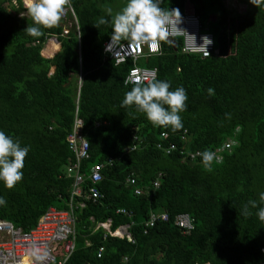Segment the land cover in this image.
Masks as SVG:
<instances>
[{"label":"trees","instance_id":"trees-1","mask_svg":"<svg viewBox=\"0 0 264 264\" xmlns=\"http://www.w3.org/2000/svg\"><path fill=\"white\" fill-rule=\"evenodd\" d=\"M234 2L239 12L224 0H162L165 10L198 16L215 38L208 58L182 53V39L175 40L176 51L162 40L161 55L140 63L156 68L170 90H186L183 128L173 130L154 127L135 106H121L134 86L124 83L132 64L116 66L103 46L126 0H72L68 34V18H61L40 37L25 31L33 22L22 0H0V130L30 148L22 180L11 189L0 182V219L29 231L50 208L69 210L77 173L68 166L79 163L84 184L74 202L76 248L69 264H264V222L249 205L264 206V0ZM100 18L109 23L99 24ZM53 37L61 51L47 59L41 53ZM76 115L89 145L81 161L67 142ZM159 144L177 150L166 154ZM182 150L220 152L222 162L208 170L200 160H184ZM100 163L101 197L87 199L91 169ZM129 178L136 185H127ZM152 213L169 220L147 227ZM183 213L195 220L190 234L175 224ZM108 220L111 232L131 225L133 241L103 227L93 231Z\"/></svg>","mask_w":264,"mask_h":264},{"label":"built area","instance_id":"built-area-1","mask_svg":"<svg viewBox=\"0 0 264 264\" xmlns=\"http://www.w3.org/2000/svg\"><path fill=\"white\" fill-rule=\"evenodd\" d=\"M240 11V10H239ZM237 11V12H239ZM70 14L75 17L72 0L66 5L62 19H67ZM182 23L180 28L186 30H177L175 26L170 27V36L166 40L182 39V53L200 55L202 58L210 57L215 51V38L213 34L208 31L207 28H203L198 16L193 14L181 15ZM176 24H179V16L173 17ZM65 34H68V30L65 29ZM79 35V34H78ZM208 35L213 40V43L207 47L208 42L200 39L201 37ZM57 42V38L53 37ZM111 39V38H110ZM108 39L104 43V54L111 59L116 66L131 63L132 67L129 69L125 78V85H134L132 80L140 77L142 84L151 82V78L157 79L158 70L156 68L142 67L139 65L143 59H149L152 56H159L162 53L161 41L156 49H152L148 45H134L129 44L128 41H119L110 47L106 51V46L110 43ZM202 45V46H201ZM209 53H208V52ZM83 120L76 115L72 132L67 138L70 148L76 153L77 160L81 161L89 157V145L86 138L83 136ZM161 137L167 138V133H162ZM185 137H182L184 140ZM137 142V139H134ZM231 143L225 144L226 148L231 147ZM158 149L165 150L166 154H170L177 150V147L172 144L169 147H164L159 144ZM201 151L185 152L181 151L184 155V160L190 159L191 161L200 160L199 155ZM219 153H216L219 156ZM80 164L68 166V173H77L74 175L75 182L73 184V191L71 196V206L69 210L60 211L55 208H50L45 212L36 226L29 231H25L20 227H16L12 222L0 219V264H69V260L72 257L75 248V210L77 206L75 197L82 196V185L84 184V175L79 174ZM104 164H96L92 167L90 172L91 186L87 191V199L96 200L101 197L97 184L102 181V171ZM127 185H136L135 178L127 179ZM154 187H158V182H154ZM134 193L138 196L142 195L144 191L139 188H135ZM79 206L84 207V203L80 202ZM119 213L132 216V212L119 209ZM167 221L169 217L166 213L154 214L152 213L149 220L146 223L147 227H153L159 220ZM175 224L179 227L184 234H190L195 229L194 218L183 213L176 217ZM107 228V231L111 236L119 238H127L132 242V237L129 232L131 225H122L114 232L110 231L109 224H101L99 228ZM89 245V244H88ZM104 253V247H100L97 250V257L101 258ZM125 261L127 258L124 259Z\"/></svg>","mask_w":264,"mask_h":264},{"label":"clouds","instance_id":"clouds-1","mask_svg":"<svg viewBox=\"0 0 264 264\" xmlns=\"http://www.w3.org/2000/svg\"><path fill=\"white\" fill-rule=\"evenodd\" d=\"M69 2L70 0H30L25 15L31 17L33 24L28 25L25 31L33 37L42 36L44 34L42 28H52L58 24ZM161 3L162 0H126L120 11L112 16L111 39L105 50L108 51L121 40H126L129 44L148 45L156 49L160 41L169 38V26L186 31L179 27L182 23L179 9L165 10L161 7ZM107 12L111 15L112 9H107ZM176 15L179 16V24H176L173 19ZM106 23L109 21L104 18L99 19V24ZM200 39L203 41L202 45L205 40L208 42L207 47L213 43L208 35ZM132 83L134 86L125 93L121 102L122 107L135 106L137 111L145 114L154 127L170 126L173 130L183 128L180 113L186 110L188 99L183 87L170 90L171 84L168 81L156 79L154 75L150 83L142 84L140 77L133 79ZM207 93L209 96L214 95V89L209 88ZM29 151L28 146H22L18 140H14L12 136L0 130V182L4 187L11 189L22 180L24 160ZM199 155L202 164L208 170H211L213 162H222V157L211 150H205ZM259 201L264 203V192L260 193ZM4 202L0 197V205ZM249 205L252 208H258L256 215L260 221L264 222V206H258L256 201H249ZM241 214L245 216L249 214L248 205H245ZM104 229L107 230L106 227Z\"/></svg>","mask_w":264,"mask_h":264},{"label":"rangeland","instance_id":"rangeland-1","mask_svg":"<svg viewBox=\"0 0 264 264\" xmlns=\"http://www.w3.org/2000/svg\"><path fill=\"white\" fill-rule=\"evenodd\" d=\"M224 1L228 5H231V7H233L236 11H239L240 10L239 8H236L238 6L235 5L236 3L234 2V0H224ZM22 2H23L24 7L28 9V6H27L26 2L24 0H22ZM242 9L244 11L245 8L242 6ZM211 17H212L213 20H215V15L214 16H211ZM63 22H64V26H65L66 30H70V28L73 25V22L69 18H68V20L63 21ZM52 42L58 44V48H59V50L55 53V56H56L57 53H59V51H61V44L59 42H57L54 38L49 39L47 41V43L45 44V47H44V49L42 50V53H41V55L43 57L47 58V59H52L53 58V57H49L50 56L49 53L52 51V45H53ZM53 70L54 69H52V72H53Z\"/></svg>","mask_w":264,"mask_h":264},{"label":"bare ground","instance_id":"bare-ground-1","mask_svg":"<svg viewBox=\"0 0 264 264\" xmlns=\"http://www.w3.org/2000/svg\"><path fill=\"white\" fill-rule=\"evenodd\" d=\"M25 2H26V4H27V6H29V2H30V0H24ZM55 42V41H54ZM54 42H52L53 43V45H52V51L49 53V57H54L55 56V53L59 50V48H58V44H56V43H54ZM46 51V50H45ZM41 218V217H40ZM40 218H39V220H40ZM38 220V221H39Z\"/></svg>","mask_w":264,"mask_h":264},{"label":"crops","instance_id":"crops-1","mask_svg":"<svg viewBox=\"0 0 264 264\" xmlns=\"http://www.w3.org/2000/svg\"><path fill=\"white\" fill-rule=\"evenodd\" d=\"M144 61H147V59H143V60H141L140 63H141V62H144ZM140 63H139V65H140ZM91 221L94 223L93 218H91ZM105 224H106V225L109 224V226H110V225H111V221L108 220ZM99 225H101V223L96 224V225L93 227V231H97V230L99 229ZM93 231H92V234H93ZM88 244H90L89 240H87V242H86V245H88Z\"/></svg>","mask_w":264,"mask_h":264},{"label":"water","instance_id":"water-1","mask_svg":"<svg viewBox=\"0 0 264 264\" xmlns=\"http://www.w3.org/2000/svg\"><path fill=\"white\" fill-rule=\"evenodd\" d=\"M168 41H170L172 43V45L174 46V49L176 51L177 50V45H176L175 40H168Z\"/></svg>","mask_w":264,"mask_h":264}]
</instances>
